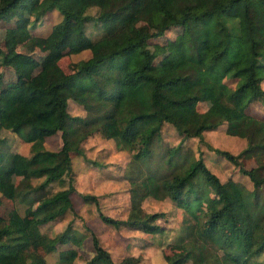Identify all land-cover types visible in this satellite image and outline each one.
Returning a JSON list of instances; mask_svg holds the SVG:
<instances>
[{"label":"trees","instance_id":"obj_1","mask_svg":"<svg viewBox=\"0 0 264 264\" xmlns=\"http://www.w3.org/2000/svg\"><path fill=\"white\" fill-rule=\"evenodd\" d=\"M18 1L0 0V16ZM92 6L95 10L89 11ZM52 10L60 19L46 33L33 31ZM152 17L186 33L176 62L156 63V52L142 38L127 33L112 37L128 31L135 18ZM89 23L103 33L72 70L53 63L16 86L0 79V131L10 129L29 142L24 154L10 149L0 134V264H47L46 253L70 236L72 219L53 236L42 226L73 210L70 194L79 172L72 168L71 155L83 154L82 143L91 135L131 153L123 178V183L129 181L125 217L103 212L98 193H81L105 224L161 231L157 219L166 212L145 210L142 201L168 196L185 212L179 240L192 264H264L253 262V255L264 251V118L246 112L251 101L264 106L259 72L264 70V0H37L22 25L41 49H64L72 45L74 31ZM18 55L17 50L5 53L0 43L1 64ZM208 91L212 101L198 109ZM69 100L82 111L71 112ZM222 123L227 134L246 139L239 151L203 137ZM167 128L174 138L163 136ZM58 131L59 148L47 147L45 138ZM195 137L246 174L252 188L232 177L220 179L190 146ZM135 141L139 152L133 150ZM247 153L256 154L255 165H244ZM64 175L67 186L51 191L49 183ZM35 178L39 180L32 182ZM204 186L219 195L213 206L198 201ZM19 201L25 203L23 210ZM91 239L93 253L81 264H132L138 259L133 254L115 258L93 231Z\"/></svg>","mask_w":264,"mask_h":264},{"label":"rangeland","instance_id":"obj_2","mask_svg":"<svg viewBox=\"0 0 264 264\" xmlns=\"http://www.w3.org/2000/svg\"><path fill=\"white\" fill-rule=\"evenodd\" d=\"M37 0H19L11 7L9 13L0 16V43L8 53L17 50L20 55L15 57L7 65L0 63V79L7 86H16L24 79L31 76L38 69L58 63L65 71L74 68L75 62L90 54V43L98 38L103 30L93 23H89L85 30H75L72 35V45L67 48L49 47L41 49L28 36V31L23 28V19L28 16L30 9ZM89 11L95 7H89ZM61 17L57 10L47 12L40 22L34 27L36 33H46L52 23ZM128 34L131 39L142 38L143 43L156 52V63L170 64L176 62L182 55L180 44L186 33L180 26L165 28L159 17L148 19L135 18L128 29L117 31L112 37L119 38ZM264 76V70H259ZM264 87V78L262 79ZM212 101V94L208 91L199 101L198 109L206 108ZM68 108L71 112H81L80 105L69 100ZM246 112L259 118H264V106L260 101H251ZM225 123L220 124L214 130H206L203 137L213 145L227 147L233 152L239 151L245 144L246 139L239 136L229 135L224 130ZM167 128L163 136L174 138ZM0 134L4 136L7 146L21 153H29V142L10 129L3 128ZM45 145L52 149H58L61 144L60 132L51 134L45 138ZM197 155H202L210 168L225 180L232 177L247 189L252 188L251 179L234 166L223 155L209 149L206 143L198 142V138L189 139ZM224 144V145H222ZM83 154H72V168L78 171L74 180L75 190L70 197L73 210H68L63 218L55 219L42 226L48 235H55L62 231L69 219H72V228L68 230L70 236H65L56 242L55 248L45 255L47 264H81L94 250L91 231L99 235L101 243L109 247L113 256L119 258L124 254H133L138 259L132 264H192L186 248L180 242L179 237L183 234V216L185 212L168 196L161 199L146 197L142 201L145 210H164L166 213L157 219L163 229L155 233H143L140 230L130 229L120 225L114 227L105 224L97 215L96 207L92 201H85L82 192H94L99 195L100 208L105 213L112 212L114 216L125 217L129 206V192L123 178L127 172L131 153L128 150L119 151L104 144L99 136L91 135L82 143ZM109 146V147H108ZM133 150L139 152L137 141L133 142ZM242 158L245 166L255 165L256 154L247 153ZM60 157H55V160ZM104 160V161H103ZM105 160L106 163H105ZM264 172V168L261 169ZM19 176L14 175L13 181L18 182ZM39 179H33L36 182ZM68 176L55 179L48 185L51 191L66 187ZM198 201L204 207L213 206L219 198L218 193L210 190L207 186L201 189ZM264 201V198H263ZM18 207L23 210L25 203L18 202ZM34 209V204L26 207L29 212ZM74 211V212H73ZM70 237V238H66ZM264 261V251L253 255V262Z\"/></svg>","mask_w":264,"mask_h":264}]
</instances>
